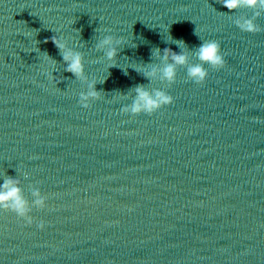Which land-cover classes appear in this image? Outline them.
<instances>
[{
    "label": "water",
    "instance_id": "obj_1",
    "mask_svg": "<svg viewBox=\"0 0 264 264\" xmlns=\"http://www.w3.org/2000/svg\"><path fill=\"white\" fill-rule=\"evenodd\" d=\"M0 264H264V0H0Z\"/></svg>",
    "mask_w": 264,
    "mask_h": 264
}]
</instances>
